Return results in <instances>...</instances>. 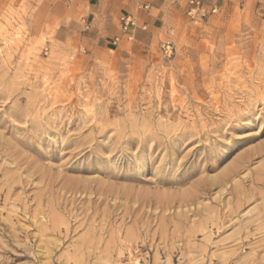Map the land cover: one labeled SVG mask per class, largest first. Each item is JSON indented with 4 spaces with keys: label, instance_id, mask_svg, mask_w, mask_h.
Wrapping results in <instances>:
<instances>
[{
    "label": "rangeland",
    "instance_id": "rangeland-1",
    "mask_svg": "<svg viewBox=\"0 0 264 264\" xmlns=\"http://www.w3.org/2000/svg\"><path fill=\"white\" fill-rule=\"evenodd\" d=\"M200 1L0 0V264H264V0Z\"/></svg>",
    "mask_w": 264,
    "mask_h": 264
},
{
    "label": "crops",
    "instance_id": "crops-1",
    "mask_svg": "<svg viewBox=\"0 0 264 264\" xmlns=\"http://www.w3.org/2000/svg\"><path fill=\"white\" fill-rule=\"evenodd\" d=\"M69 3L80 2L85 11V18L91 21V26L103 25L107 22H119L121 16H131L135 23L136 19L147 22L149 25L154 22L150 20V9L164 5L167 0H67ZM143 7L149 10L148 13L139 11Z\"/></svg>",
    "mask_w": 264,
    "mask_h": 264
},
{
    "label": "bare ground",
    "instance_id": "bare-ground-1",
    "mask_svg": "<svg viewBox=\"0 0 264 264\" xmlns=\"http://www.w3.org/2000/svg\"><path fill=\"white\" fill-rule=\"evenodd\" d=\"M257 154H259V153H257ZM244 159H246V158H244ZM242 160H243V158H242ZM249 163H250V160L249 161L246 160L242 164L235 166L230 172H228L226 174L225 180L223 179V181H224V183L226 185L228 183H230L231 195H233V197L235 198V205L232 206V208L230 207V209L228 207V209H226V211L224 213L225 216H226V218L229 217V216H231V214L233 213V210L236 211V210L240 209L242 207V205L247 202V198H246V195H245L246 192H245V189H244L242 183L240 181L237 182L235 179H236V177H239V175L241 173H243L244 171H246L248 169V167L246 166V164L248 165ZM259 171H260V173H257V174L264 175V166H262V169L259 170ZM249 176H250L249 177V180H252L253 183H259L260 184V182H262L257 177H255V178L252 177L253 176V172H251V174ZM220 185L223 186L222 184H220ZM186 196H184L185 199L183 198L184 200L182 201V206H184V205L186 206L187 203H190V205H192L196 201V198H195L196 196L193 197V198L192 197H189V195H188V197H186ZM165 207H164V209H165ZM216 212H217V210H216ZM224 214H223V217L221 215V220H223L222 218H224ZM217 215H218V213H215V216L210 219L211 222H209V223H211L212 225H214V224L215 225H218V223L220 222V218H218ZM209 223H208V225H209ZM204 228L206 229V226ZM249 264H256V263H255L254 260H251V262Z\"/></svg>",
    "mask_w": 264,
    "mask_h": 264
},
{
    "label": "built area",
    "instance_id": "built-area-1",
    "mask_svg": "<svg viewBox=\"0 0 264 264\" xmlns=\"http://www.w3.org/2000/svg\"><path fill=\"white\" fill-rule=\"evenodd\" d=\"M188 4L190 5V10L188 11V16H194V13L197 12L200 14V17H203V3L200 0H188ZM217 9L211 8V12L215 13ZM120 30L122 34H126L129 30L135 27L134 19L129 15L121 16L119 19ZM118 37L114 39V44L118 42Z\"/></svg>",
    "mask_w": 264,
    "mask_h": 264
},
{
    "label": "snow or ice",
    "instance_id": "snow-or-ice-1",
    "mask_svg": "<svg viewBox=\"0 0 264 264\" xmlns=\"http://www.w3.org/2000/svg\"><path fill=\"white\" fill-rule=\"evenodd\" d=\"M8 116L14 117L16 120L22 119V114L19 112H8V108L5 107L3 112H0V129L4 128L9 123Z\"/></svg>",
    "mask_w": 264,
    "mask_h": 264
}]
</instances>
